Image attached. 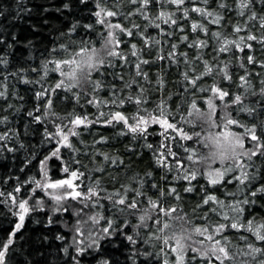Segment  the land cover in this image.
<instances>
[{
	"label": "snow or ice",
	"instance_id": "1",
	"mask_svg": "<svg viewBox=\"0 0 264 264\" xmlns=\"http://www.w3.org/2000/svg\"><path fill=\"white\" fill-rule=\"evenodd\" d=\"M0 264H264V0L0 10Z\"/></svg>",
	"mask_w": 264,
	"mask_h": 264
},
{
	"label": "trees",
	"instance_id": "2",
	"mask_svg": "<svg viewBox=\"0 0 264 264\" xmlns=\"http://www.w3.org/2000/svg\"><path fill=\"white\" fill-rule=\"evenodd\" d=\"M12 3V0H0V10H3L5 7H8Z\"/></svg>",
	"mask_w": 264,
	"mask_h": 264
}]
</instances>
